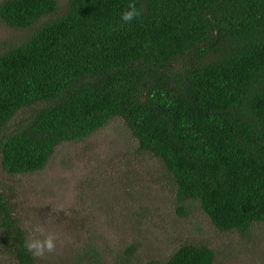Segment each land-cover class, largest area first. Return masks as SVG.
I'll list each match as a JSON object with an SVG mask.
<instances>
[{
    "label": "trees",
    "instance_id": "1",
    "mask_svg": "<svg viewBox=\"0 0 264 264\" xmlns=\"http://www.w3.org/2000/svg\"><path fill=\"white\" fill-rule=\"evenodd\" d=\"M0 19L29 30L0 51V264H39L8 180L117 118L180 209L197 202L221 232L264 222V0H3ZM214 260L185 243L165 264Z\"/></svg>",
    "mask_w": 264,
    "mask_h": 264
},
{
    "label": "rangeland",
    "instance_id": "2",
    "mask_svg": "<svg viewBox=\"0 0 264 264\" xmlns=\"http://www.w3.org/2000/svg\"><path fill=\"white\" fill-rule=\"evenodd\" d=\"M68 1L59 0L61 11ZM28 35L0 19V51ZM8 183L29 237H58L39 264H165L185 243L209 245L213 264H264V222L245 235L221 232L197 202L180 209L170 174L139 151L119 118L82 141L61 143L43 170Z\"/></svg>",
    "mask_w": 264,
    "mask_h": 264
},
{
    "label": "clouds",
    "instance_id": "3",
    "mask_svg": "<svg viewBox=\"0 0 264 264\" xmlns=\"http://www.w3.org/2000/svg\"><path fill=\"white\" fill-rule=\"evenodd\" d=\"M141 15V11L136 7L135 3L128 5L121 13V20L131 22ZM42 231V230H41ZM56 234H47L41 238L38 235H31L29 239L24 241V247L33 256H43L46 252L51 253L56 249L57 242Z\"/></svg>",
    "mask_w": 264,
    "mask_h": 264
}]
</instances>
